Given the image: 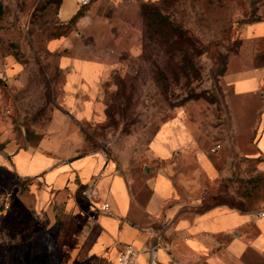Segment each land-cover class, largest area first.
<instances>
[{
	"label": "rangeland",
	"instance_id": "1",
	"mask_svg": "<svg viewBox=\"0 0 264 264\" xmlns=\"http://www.w3.org/2000/svg\"><path fill=\"white\" fill-rule=\"evenodd\" d=\"M0 2V164L13 168L5 149L36 146L64 103L65 73L50 41L79 28L60 21V0ZM148 4L150 14L143 12L132 46L118 31V42L89 52L107 65L94 95L100 109L78 123L81 152L101 150L133 168L138 196L147 195L151 170L171 164L182 199L198 201L194 210L222 205L264 211V155L249 132L257 101L242 103L223 79L230 63L243 69L260 62L247 48L242 27L264 16V0ZM230 119L240 135L232 131ZM172 120L187 129L193 145L162 161L150 143L160 126ZM203 153L219 169L214 178L199 166ZM19 193L0 185V264H114L109 257L72 258L62 246V211H30ZM254 262L264 264L260 258Z\"/></svg>",
	"mask_w": 264,
	"mask_h": 264
},
{
	"label": "crops",
	"instance_id": "2",
	"mask_svg": "<svg viewBox=\"0 0 264 264\" xmlns=\"http://www.w3.org/2000/svg\"><path fill=\"white\" fill-rule=\"evenodd\" d=\"M152 1L90 0L81 8L83 15L76 22L79 30L50 41L52 50L60 53L65 99L36 146L5 149L15 172L33 177L19 193V200L30 211L59 208L62 246L80 261L102 256L117 264L126 244L140 250L137 264H254V259L264 260V214L222 205L194 210L192 206L198 201L182 199L170 173L171 164L151 170L147 195L138 196L133 168L118 164L101 150L81 152L78 123L97 115L100 108L95 89L107 65L106 60L90 57L89 52L92 47L106 48L118 42V31L128 47L132 46L142 26L144 4ZM79 10L78 0H60L58 17L66 22ZM242 36L253 58L260 62L243 69H234L230 63L223 79L242 103L246 99L257 101L249 132L264 155V16L244 24ZM86 38L97 41V46ZM180 123H163L151 140L152 154L162 161L193 145ZM230 127L236 136L241 134L231 119ZM199 160L209 177L218 175L219 169L207 154ZM105 203L109 204L107 209L103 208ZM149 247L157 250L154 263Z\"/></svg>",
	"mask_w": 264,
	"mask_h": 264
},
{
	"label": "trees",
	"instance_id": "3",
	"mask_svg": "<svg viewBox=\"0 0 264 264\" xmlns=\"http://www.w3.org/2000/svg\"><path fill=\"white\" fill-rule=\"evenodd\" d=\"M150 7H151L150 4L148 3L144 4L143 12H144L145 17H147L150 14L148 13ZM81 8L83 7H80V10L76 14H74V16L70 20L63 22L65 25H68L70 29L73 28V26L78 21L79 17L83 15ZM2 13H3V5L0 2V16L2 15ZM174 28L175 30H178V28L176 27ZM32 182H33V177H30V176L22 177L18 175L13 168L0 164V185L1 186H6L9 189H13L14 187H16L19 190V192H22Z\"/></svg>",
	"mask_w": 264,
	"mask_h": 264
},
{
	"label": "built area",
	"instance_id": "4",
	"mask_svg": "<svg viewBox=\"0 0 264 264\" xmlns=\"http://www.w3.org/2000/svg\"><path fill=\"white\" fill-rule=\"evenodd\" d=\"M90 3V0H78V4L80 7H84ZM109 207L108 203L103 205L104 209ZM259 214L263 215L264 211H261ZM148 251L150 253V261L154 263L156 261V253L157 250L154 247H149ZM140 255V250L132 244L124 245L118 256H117V264H137L138 257Z\"/></svg>",
	"mask_w": 264,
	"mask_h": 264
},
{
	"label": "water",
	"instance_id": "5",
	"mask_svg": "<svg viewBox=\"0 0 264 264\" xmlns=\"http://www.w3.org/2000/svg\"><path fill=\"white\" fill-rule=\"evenodd\" d=\"M149 169H148V167H145V171H148Z\"/></svg>",
	"mask_w": 264,
	"mask_h": 264
}]
</instances>
